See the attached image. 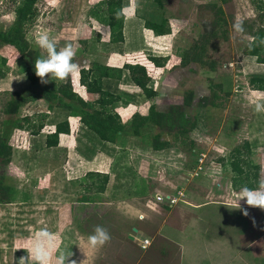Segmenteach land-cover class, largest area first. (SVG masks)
<instances>
[{
    "label": "rangeland",
    "instance_id": "rangeland-1",
    "mask_svg": "<svg viewBox=\"0 0 264 264\" xmlns=\"http://www.w3.org/2000/svg\"><path fill=\"white\" fill-rule=\"evenodd\" d=\"M103 1L41 0L38 15L28 26V40L41 57L47 54L36 43L39 34L55 38L58 48L74 43L80 70L93 62L122 67L127 61L168 57L163 67L148 63L152 74L148 87L156 90L154 97H147L132 81L128 69L121 80L104 81V86L121 97L115 110L125 122L136 111L146 113L152 103L162 110L183 103L186 91L194 90L193 105L186 110L198 116L191 133L196 149L185 152L174 146L155 151L134 136L115 144L102 142L78 117L59 107L50 110L44 99L31 97L38 85L27 77L16 52L9 54L11 46L0 43L9 67L7 76L0 77V128H8L4 123L8 118L46 113L48 120L68 118L71 130L60 136L58 147L48 149L45 141L52 124L39 135L12 128L14 157L5 172L19 193L13 203L0 204V264H19L20 257L29 256L26 249L40 241L51 252L50 264L61 252L72 253L69 261L76 264H264V209L241 200L248 211L245 216L225 205L239 194L231 186L230 152L236 145L252 143L264 179V112L255 111L257 103L264 105V91L251 82L254 76L264 77V63L248 53L253 40L248 24L264 26V8L257 6V0H165V8L154 0H126L124 40L114 42ZM211 3L222 5L227 20L223 26L222 21L215 26ZM15 5L14 0H0V29L7 30L14 21ZM164 17L169 21L168 34L157 35L146 27L147 20L160 22ZM215 29L206 57L215 59L218 69L210 71L198 63L182 67L180 51L190 48L201 33ZM68 79L86 98L98 97L85 91L80 71ZM211 82L223 85V97L218 107H203L199 98L211 94ZM18 94L27 98L20 113L6 114L4 103ZM121 150L138 171V182L145 179L147 194L115 200L110 197L113 177L105 194L85 193L73 183L90 170L110 172L114 155ZM177 188L186 201L173 206L152 201L156 192L176 195ZM96 225L107 228L111 240L93 250L86 240ZM42 230L50 235L44 237ZM147 238L151 245L142 248L139 240ZM29 264L35 261L30 259Z\"/></svg>",
    "mask_w": 264,
    "mask_h": 264
},
{
    "label": "trees",
    "instance_id": "trees-1",
    "mask_svg": "<svg viewBox=\"0 0 264 264\" xmlns=\"http://www.w3.org/2000/svg\"><path fill=\"white\" fill-rule=\"evenodd\" d=\"M16 5L13 10L14 21L7 30L0 29V43L11 46L17 54V61H22L26 75L33 84L38 85L39 90L32 91L30 96L33 98L44 99L48 103L50 110L55 107L69 113V116H76L93 134L102 142L115 144L120 138L137 137L145 144L156 151L169 149L177 146L183 151H192L196 149V142L191 133L198 125V116L190 114L186 107L193 105L195 91L187 90L183 103H172L166 109H158L155 103H152L146 113L136 111L128 121H124L120 113L115 110V104L121 101V97L105 88L104 81L110 79L121 80L124 69H128L132 81L144 92L147 97H154L157 92L148 87L152 81L149 64L154 67H163L168 61L166 56H150L146 59H139L137 62L127 61L122 67L111 66L101 62H93L88 69L85 67L80 70V83L86 88L88 93L98 94L94 99L86 98L80 91L73 87L70 79L64 81L49 80L47 84H41L40 78L35 74V60L41 57L38 49H34L32 43L27 38L28 26L34 22L38 15L37 5L41 0H14ZM126 0H104L101 6H106L108 16L104 17L111 28V40L119 42L124 40L125 16L117 17V12L124 9ZM161 8H165V0H154ZM257 6L264 8L263 0H257ZM101 6H98L101 10ZM209 7L215 11V26L227 20L224 18V9L218 3H211ZM96 8L95 11L97 12ZM263 16V15H261ZM146 27L151 29L157 35H165L170 32L169 21L166 17L160 22L147 20ZM221 25V24H220ZM218 29V28H217ZM249 32L253 40L248 47V53L257 57V62L264 63V26L248 24ZM216 30V29H215ZM217 31H205L201 33L199 40L193 42L190 48L180 51L182 67L191 63H198L210 71L218 69L217 61L213 58H207V46L210 44V38L217 35ZM225 32V31H223ZM8 57L0 54V77L5 78L8 72ZM254 87L264 91V77L254 76L251 79ZM212 90L210 95L201 96L199 105L203 107H218L224 91L223 85L219 82H211ZM36 92V93H35ZM226 95L230 91H225ZM27 100L26 96L18 94L4 103L3 111L8 115H17L20 113L22 103ZM8 128L4 131L0 128V204H10L15 201L19 190L10 183L9 176L5 172L6 167L13 162L14 146L11 140L12 128L17 127L20 130H28L33 135L41 134L43 128L52 124L54 129L47 134L46 147L48 149L58 147L60 136L69 134L70 122L68 118L63 120H48V115L38 114L37 116L25 115L22 118H8L4 121ZM156 127V133H150L149 128ZM166 135L172 136L167 139ZM128 153L121 150L114 155L110 172L97 170L87 171L82 179H76L73 183L80 186L83 191L105 194L110 191V183L113 177L114 193L110 197L117 199L131 198L147 194L148 188L145 179L142 183L139 181V174L132 163L126 161ZM230 166L233 172L231 178L232 188L239 193L247 186L256 189L261 181V165L254 156L252 143L249 140L236 145L230 152ZM113 175V176H112ZM143 184V186H142Z\"/></svg>",
    "mask_w": 264,
    "mask_h": 264
},
{
    "label": "clouds",
    "instance_id": "clouds-1",
    "mask_svg": "<svg viewBox=\"0 0 264 264\" xmlns=\"http://www.w3.org/2000/svg\"><path fill=\"white\" fill-rule=\"evenodd\" d=\"M128 14V9H121L117 12V17ZM36 43L40 49L46 52V56L37 57L35 60V74L40 78L43 84L49 83V80L64 81L69 77H75L80 66L75 62V56L78 49L74 43L67 42L63 47L58 48L59 42L50 37L47 33L37 36ZM255 111L264 112V105L257 103ZM244 200L248 206L264 209V179L259 182L256 189L243 187L234 199H229L225 204L229 209H239L245 216L248 215L247 209H243L240 201ZM44 237L50 234L47 230H42ZM111 240V235L107 228L102 225H96L93 232L87 236L86 246L93 250L102 248ZM28 257H20L19 264H29V260H34L35 264H50L52 259L51 252L42 241L38 242L33 248L26 249ZM84 251V250H83ZM85 252V251H84ZM72 253L61 252L56 258L55 264H76V261H69Z\"/></svg>",
    "mask_w": 264,
    "mask_h": 264
},
{
    "label": "built area",
    "instance_id": "built-area-1",
    "mask_svg": "<svg viewBox=\"0 0 264 264\" xmlns=\"http://www.w3.org/2000/svg\"><path fill=\"white\" fill-rule=\"evenodd\" d=\"M196 174H198L196 172ZM177 194L174 195L172 193H159V192H156L153 196H152V201L157 203V204H166V205H169V206H173V205H176L178 204L180 201H186L184 200L183 198H181L183 194V191L182 189H179L177 188ZM139 245L142 247V248H147L148 246L151 245V241L150 239H140L139 240Z\"/></svg>",
    "mask_w": 264,
    "mask_h": 264
},
{
    "label": "crops",
    "instance_id": "crops-1",
    "mask_svg": "<svg viewBox=\"0 0 264 264\" xmlns=\"http://www.w3.org/2000/svg\"><path fill=\"white\" fill-rule=\"evenodd\" d=\"M95 99V98H94ZM156 151V150H155ZM231 186H232V183H231ZM205 204H207V203H205ZM217 205L219 204V205H222V204H220V203H216Z\"/></svg>",
    "mask_w": 264,
    "mask_h": 264
},
{
    "label": "water",
    "instance_id": "water-1",
    "mask_svg": "<svg viewBox=\"0 0 264 264\" xmlns=\"http://www.w3.org/2000/svg\"><path fill=\"white\" fill-rule=\"evenodd\" d=\"M131 237H133V236H131Z\"/></svg>",
    "mask_w": 264,
    "mask_h": 264
}]
</instances>
